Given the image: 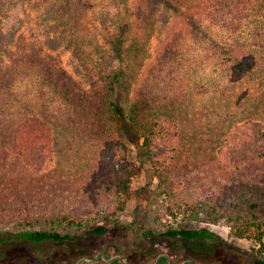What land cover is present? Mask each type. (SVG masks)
Masks as SVG:
<instances>
[{
	"label": "trees",
	"instance_id": "16d2710c",
	"mask_svg": "<svg viewBox=\"0 0 264 264\" xmlns=\"http://www.w3.org/2000/svg\"><path fill=\"white\" fill-rule=\"evenodd\" d=\"M96 1L55 0L54 5L60 34L68 41L67 50L87 77L89 86L84 90L41 53L12 52L3 25L5 0H0V160L19 161L16 164L22 169L35 173L51 170L56 140L52 122L59 126L56 121L61 124L62 116L67 127L75 125L82 130L109 176L105 191L111 197L106 199L107 211L100 224L87 221L79 236L56 230L21 235L35 243H63L108 234L109 225L126 210L134 195L131 184L139 171L137 162L149 165L169 194L175 193V185L178 191L185 190L184 182H175L176 174L188 167L180 160L177 121L186 112V82L192 85L207 59L196 56L193 42H206L209 60L223 68L246 76L259 75L257 79L264 76V0L182 1L178 9L181 23L158 54V60L168 61L171 74L166 77L158 69L149 80L143 70L148 44L156 18L172 2L137 0L130 20L108 31L102 46L100 32L92 29L90 19ZM29 73L35 80L32 99H28L30 91H19ZM48 87L65 105L52 109ZM198 89L195 84L193 91ZM53 110L59 111L57 116L50 114ZM131 137L137 139V161L127 144ZM211 153L195 161V167L202 171L199 184L207 187L190 190L191 198L176 202L171 216L191 212L198 217L210 208L219 218L213 222L224 221L230 236L258 246L257 263L264 264L263 124L250 120L236 125L223 145ZM207 188L212 199L206 198ZM65 221L75 224L68 217ZM164 235L218 238L206 227L180 226ZM12 238V234L0 235V242Z\"/></svg>",
	"mask_w": 264,
	"mask_h": 264
},
{
	"label": "rangeland",
	"instance_id": "374dc122",
	"mask_svg": "<svg viewBox=\"0 0 264 264\" xmlns=\"http://www.w3.org/2000/svg\"><path fill=\"white\" fill-rule=\"evenodd\" d=\"M170 1L172 6L162 9L156 18L154 33L148 44L143 69L147 71L148 80L156 76L158 69L166 77L171 74L168 72V61L158 60V54L163 48L162 43L169 40L181 23L178 9L182 8L184 0ZM94 3L95 8L90 14L92 29L100 32L98 39L103 46L104 35L133 16L137 0H97ZM54 5L55 0H5L3 25L12 52L41 53L49 63L62 68L87 90L89 83L85 72L67 50V39L60 34L62 28L54 15ZM206 48V42L192 43L196 56L207 59L192 85L186 82L185 94L189 96L184 103L186 112L177 121L180 160L190 169L187 167L186 171L176 174L175 182H184L182 186L185 190L178 191L179 186L175 185V193L169 194L161 187L152 168L137 162L139 171L131 184L134 195L126 210L109 225L111 230L104 235L105 240L87 237L63 243H35L21 236L42 230L79 236L84 230L83 224L87 221L92 225L100 224L107 211L106 199L111 197L105 191L109 176L82 130L75 125L67 127L63 121L65 117L61 116L62 123L56 121L59 126L52 122L56 140L51 170L35 173L22 169L16 164L19 161L0 160V235L14 236L0 242V264H65L67 256L73 261L70 264H74L102 241L118 244L125 255L148 248L151 240L155 247L166 250L169 241H165L164 234L180 226L206 227L217 234L219 240L211 253L214 259L219 260L218 264L255 263L258 246L250 240L230 236V228L224 221L213 222L219 218L216 219L217 212L210 208L198 217L191 212L177 218L171 216L176 202L191 198L190 190L207 187L199 184L202 171L195 167V161L202 154L206 157V154L218 150L227 134L242 122L253 120L264 126V76L257 79L259 75L246 76L223 68L209 60ZM25 76L19 91H30L28 99H32L34 76L31 73ZM195 84L199 88L196 92L193 91ZM46 92L50 100L53 99L52 109L65 105L61 96L54 94L50 87ZM57 112L53 110L50 114L57 116ZM136 142L135 137L127 142L135 161L138 151ZM207 189L206 198L212 199L211 191ZM64 217L74 220L75 224L63 222ZM183 245V248L189 247Z\"/></svg>",
	"mask_w": 264,
	"mask_h": 264
},
{
	"label": "flooded vegetation",
	"instance_id": "af4514ba",
	"mask_svg": "<svg viewBox=\"0 0 264 264\" xmlns=\"http://www.w3.org/2000/svg\"><path fill=\"white\" fill-rule=\"evenodd\" d=\"M163 237L166 238L165 241H169V247L166 250L155 247L153 245L154 241L151 240L152 244H148V248L134 250L126 255L118 244L111 241H102L92 250L93 253L86 252L84 254L86 256L77 259L74 264H78L85 258L91 261L83 260L80 264H218L219 262L218 259H214V254H212L219 238L198 237L188 239L172 236ZM92 238L105 240V236H94ZM146 242L148 243L147 240ZM180 244L189 247L185 248L183 245L184 249ZM69 257L67 256L65 264L73 262ZM257 262L258 259H255L254 264H258ZM229 264L232 263L229 262Z\"/></svg>",
	"mask_w": 264,
	"mask_h": 264
},
{
	"label": "water",
	"instance_id": "95a60500",
	"mask_svg": "<svg viewBox=\"0 0 264 264\" xmlns=\"http://www.w3.org/2000/svg\"><path fill=\"white\" fill-rule=\"evenodd\" d=\"M83 260H85V261H91V260H89V259H87V258H85V259H83ZM82 260V261H83ZM82 261H80L78 264H80Z\"/></svg>",
	"mask_w": 264,
	"mask_h": 264
}]
</instances>
